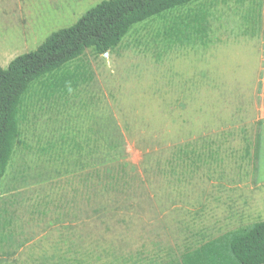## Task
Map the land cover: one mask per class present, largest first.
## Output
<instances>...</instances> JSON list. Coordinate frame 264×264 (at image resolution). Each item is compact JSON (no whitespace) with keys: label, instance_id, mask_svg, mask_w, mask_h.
I'll return each instance as SVG.
<instances>
[{"label":"rangeland","instance_id":"obj_1","mask_svg":"<svg viewBox=\"0 0 264 264\" xmlns=\"http://www.w3.org/2000/svg\"><path fill=\"white\" fill-rule=\"evenodd\" d=\"M101 1L0 0V66ZM199 7L205 35L174 36ZM122 167L124 194H98L92 173ZM261 221L264 0L170 10L24 96L0 182V264H175Z\"/></svg>","mask_w":264,"mask_h":264},{"label":"trees","instance_id":"obj_2","mask_svg":"<svg viewBox=\"0 0 264 264\" xmlns=\"http://www.w3.org/2000/svg\"><path fill=\"white\" fill-rule=\"evenodd\" d=\"M197 1L104 0L71 27L51 33L36 50L15 57L5 69L0 66V182L17 143L22 102L31 85L79 58L86 49L107 53L135 25ZM208 17L207 10L199 7L181 22H173L171 33L175 36L191 32L201 38L207 31ZM124 171V167L96 169L92 174L98 194H124L127 188ZM175 264H264V221L227 232L186 251Z\"/></svg>","mask_w":264,"mask_h":264},{"label":"crops","instance_id":"obj_3","mask_svg":"<svg viewBox=\"0 0 264 264\" xmlns=\"http://www.w3.org/2000/svg\"><path fill=\"white\" fill-rule=\"evenodd\" d=\"M37 252H41V253H44V251H42L41 249H37L36 250ZM41 253L39 255H41ZM46 256V255H45ZM19 258V257H18ZM28 258H37L38 261H40V258H42V256L39 258V257H36L35 255L34 256H29Z\"/></svg>","mask_w":264,"mask_h":264},{"label":"water","instance_id":"obj_4","mask_svg":"<svg viewBox=\"0 0 264 264\" xmlns=\"http://www.w3.org/2000/svg\"><path fill=\"white\" fill-rule=\"evenodd\" d=\"M106 55V53H104Z\"/></svg>","mask_w":264,"mask_h":264}]
</instances>
